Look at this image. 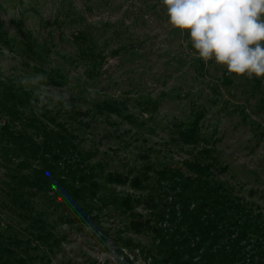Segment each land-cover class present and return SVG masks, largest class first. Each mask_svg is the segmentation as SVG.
<instances>
[{
    "label": "trees",
    "instance_id": "obj_1",
    "mask_svg": "<svg viewBox=\"0 0 264 264\" xmlns=\"http://www.w3.org/2000/svg\"><path fill=\"white\" fill-rule=\"evenodd\" d=\"M142 1L157 18L167 13L161 0ZM60 6L54 23L72 32L71 60L84 68L86 77H98L108 57L107 41L98 35L101 27L94 28L76 9ZM102 26L111 28L108 23ZM112 36L117 37V31ZM23 43L28 56L44 60L30 33ZM36 70L45 72L49 83L66 84L58 66ZM223 76L228 78V72ZM16 81L0 79V165L5 174L0 210L24 222L27 233L0 231V264L49 261L63 238L57 225L85 224L95 211L109 208L122 218L127 232L151 237L149 245L129 238L123 244L138 248L145 259L152 257V264H264L263 209L250 195L252 190L244 195L221 180L226 167L209 146L201 115L192 111V119L175 120L170 127L166 145L186 152L177 162L181 169L171 159L157 161L149 149L110 168L96 161L98 149L87 147L86 132L104 122L114 127L106 134L116 143L114 152L124 143L130 145L124 136L132 128L141 134L138 129L146 120L134 113L127 99L80 97L85 102L80 103L71 97L70 112L59 106L36 112L29 103L31 93L18 88ZM254 81L258 91L261 79ZM136 105L153 119L160 101L139 97ZM118 123L129 129L118 132Z\"/></svg>",
    "mask_w": 264,
    "mask_h": 264
},
{
    "label": "rangeland",
    "instance_id": "obj_2",
    "mask_svg": "<svg viewBox=\"0 0 264 264\" xmlns=\"http://www.w3.org/2000/svg\"><path fill=\"white\" fill-rule=\"evenodd\" d=\"M61 3L79 11L94 28L101 27L98 35L107 41L104 55L108 57L98 77H86L84 68L71 60L73 49L68 40L72 32L54 23ZM153 13L142 0H0V79L17 80L41 67L58 66L66 84H49L67 89L78 101L80 97L127 99L134 113L146 120V126L138 129L141 134L132 128L124 136L130 145L124 143L114 152L116 143L106 136L114 127L104 122L86 132L87 147L98 149L96 161L110 168L121 167L136 152L149 149L157 161L171 159L181 169L177 162L186 158V152L166 145L170 127L175 120L192 119V111L201 115L209 146L226 167L221 180L244 195L252 190L250 195L264 212V78H260L258 91L255 77L228 73L225 78L227 70L200 59L190 38L168 24L167 13L160 18ZM104 23L111 28L104 30ZM116 31L118 36H112ZM29 33L44 60L28 56L23 41ZM13 38L19 48L11 43ZM118 46L124 47L112 55L111 50ZM146 96L160 101L153 119L136 105L137 98ZM118 126V132L129 129ZM4 179L0 165V183ZM11 216L0 210V231L26 234L24 222ZM90 219L85 224L57 225L63 237L60 248L49 261L37 264H152V257L145 259L138 248L123 244L129 238L134 244L149 245V235L127 232L122 218L111 208L95 211Z\"/></svg>",
    "mask_w": 264,
    "mask_h": 264
},
{
    "label": "clouds",
    "instance_id": "obj_3",
    "mask_svg": "<svg viewBox=\"0 0 264 264\" xmlns=\"http://www.w3.org/2000/svg\"><path fill=\"white\" fill-rule=\"evenodd\" d=\"M168 24L187 33L204 62L237 77L264 78V0H161ZM16 86L31 93L36 112L57 106L70 112V93L49 84L45 72L22 74Z\"/></svg>",
    "mask_w": 264,
    "mask_h": 264
}]
</instances>
